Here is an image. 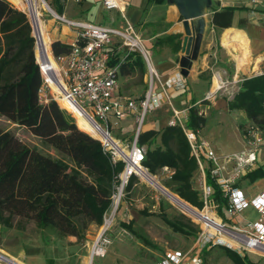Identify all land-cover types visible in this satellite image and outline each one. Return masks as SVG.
I'll return each mask as SVG.
<instances>
[{
    "label": "trees",
    "instance_id": "16d2710c",
    "mask_svg": "<svg viewBox=\"0 0 264 264\" xmlns=\"http://www.w3.org/2000/svg\"><path fill=\"white\" fill-rule=\"evenodd\" d=\"M60 2L54 0L57 13L63 15L64 5ZM235 10L227 7L214 12V25L231 27ZM240 25L243 27L244 22ZM156 45L170 46L177 53L181 47L180 35L162 38ZM52 52L55 57L68 55L70 46L57 41L52 44ZM113 57L109 64L119 65L120 75L127 76L136 70L142 77L145 75V63L139 53H128L123 60ZM42 86L29 20L8 0H0V117L27 129L44 147L60 156L30 148L0 127V227H9L15 218H20L35 222L44 233L80 240L91 225L102 226L105 215L111 210L114 186L123 162H112L97 140L103 138L99 128L91 122L83 117L75 121L56 101L41 102ZM229 107L243 111L264 137V75L244 79ZM206 123L199 108L194 106L189 110L187 127L190 130H203ZM239 127L242 130V125ZM243 136L246 137V133ZM158 139L159 145L152 148ZM138 144L148 146L144 166L149 172L155 174L164 167L172 169L173 175L167 179L165 187L184 202L203 209L201 193L193 184L199 166L182 128L168 126L163 130L142 131ZM241 179L249 184L264 179V165L256 164ZM206 180L213 190L218 214L228 220L225 212L228 198L209 171ZM138 184V178L132 177L124 198H128ZM160 207L165 210L163 204ZM160 215L174 232L196 238L197 226L186 223L183 215L171 217L163 212ZM134 224L132 220L123 226L135 234ZM220 248L234 264H254L247 261V256L242 257L227 247ZM210 249H204L203 253Z\"/></svg>",
    "mask_w": 264,
    "mask_h": 264
},
{
    "label": "built area",
    "instance_id": "2783aa9c",
    "mask_svg": "<svg viewBox=\"0 0 264 264\" xmlns=\"http://www.w3.org/2000/svg\"><path fill=\"white\" fill-rule=\"evenodd\" d=\"M74 1L80 4L82 0ZM250 2L252 5L259 3L258 0ZM103 4L106 10H116L121 14H124L129 6V3L123 0H103ZM48 11L67 25L77 28L78 32L75 40L69 45L70 53L55 57L34 14L29 9L28 13L23 11L32 28L36 62L43 79V86L39 91L41 102L48 103L53 100L59 103L58 100L62 99L75 105L92 124L102 128L104 137L97 140L101 142L104 152L111 156L112 162H123V169L114 186L111 210L104 217L100 226L101 233L91 251L90 262H93L97 257H104L111 245L109 233L131 178L136 177L140 181L151 176L144 166L148 146L138 144V136L143 130L147 115L161 108L165 102L171 104L169 92L185 91L187 85L182 74L177 72L163 84V92H154L158 73L154 68L151 52L145 47L142 36L126 18L124 27L114 28L69 20L51 7ZM115 39H119L129 53H139L145 61L149 82L148 90L142 98H128L119 94V65L110 66L111 56L106 51ZM226 86V82L221 81L217 90L207 94L204 101L215 100L217 94ZM235 95L236 93L229 94L228 99L233 100ZM173 113L168 126L182 128L197 160L198 170L203 175L201 199L204 207L198 210L187 203L195 215L185 214L199 227L193 247L187 252L174 251L157 264H203V250L220 246L239 254L256 253L264 256V191L251 198L236 186L247 170L259 162V153L264 149L262 133L256 126L250 125L246 133V149L220 156L201 138V130L194 132L187 127V116L184 112L174 109ZM127 119L136 122L137 132L131 144L124 146L113 137L112 122L114 120L116 124ZM207 171L228 198L225 210L228 219L233 220L249 208L255 209L260 218L248 222L244 229L231 226L219 218L212 198L213 190L207 184ZM173 172L169 167H164L161 171L166 179L170 178ZM0 264L20 262L0 250Z\"/></svg>",
    "mask_w": 264,
    "mask_h": 264
},
{
    "label": "crops",
    "instance_id": "0c3cea01",
    "mask_svg": "<svg viewBox=\"0 0 264 264\" xmlns=\"http://www.w3.org/2000/svg\"><path fill=\"white\" fill-rule=\"evenodd\" d=\"M60 1L64 5L62 14L69 20L121 28L125 26L124 19L126 18L142 36L144 45L148 50L153 43L167 36L180 35L181 43L184 37L183 19L172 0H123L129 3L124 14L116 10H106L103 0H82L80 4H77L74 0ZM209 1L210 4L204 16L206 27L199 58L193 62L188 76L184 77L187 89L185 91L171 90L169 92L171 104L165 102L161 108L150 112L142 131L163 130L168 127V121L173 117L174 109L184 112L188 120L189 110L196 106L207 119L205 128L201 130V138L209 143L210 148L217 155L222 156L246 149V138L237 123L239 117L246 119V115L243 111L230 109L228 96L239 91L244 79L264 75V0H258L257 5H252L250 0ZM227 7L236 8L232 26L229 28L217 27L213 23L214 12ZM67 13H69V17L66 16ZM242 21L244 22L243 27L240 25ZM44 27L46 40L51 49L52 44L57 41L70 45L75 40L78 32L77 28L69 25L54 26L56 35L53 37L48 30L47 23H44ZM158 48L161 51L155 54L157 57L155 61L152 58V62L158 73V79L154 84V92L161 93L163 92V84L181 71L180 60L182 54L181 47L177 53L167 45ZM106 51L109 52L111 59L116 56L120 60H123L125 55L129 53L119 39H115L106 48ZM135 74H138L141 79L144 78L146 90L141 94L135 88L129 89L127 93L124 92L123 78H131ZM221 81L226 82L225 89L217 94L215 100L204 101L207 94L217 90V86ZM148 82L147 67L143 77L138 70L127 76H122L119 73V94L128 98H142L148 90ZM58 101L60 107L71 113L73 112L72 104L67 101L61 103L60 99ZM76 110L84 119H87L78 108ZM210 113L214 115L211 121L216 126L222 125L225 122L224 118L228 120L229 127L236 131V141L237 144L242 145L241 149L233 151V153H226V147L230 141L224 139L221 132L216 134L205 132L210 120ZM128 120L131 119L125 121ZM131 121L136 124L134 120ZM157 142L159 144L160 139ZM161 174L163 175V173ZM263 187L264 179H261L252 184L250 188L243 189V191L248 197L252 198L263 192Z\"/></svg>",
    "mask_w": 264,
    "mask_h": 264
},
{
    "label": "rangeland",
    "instance_id": "374dc122",
    "mask_svg": "<svg viewBox=\"0 0 264 264\" xmlns=\"http://www.w3.org/2000/svg\"><path fill=\"white\" fill-rule=\"evenodd\" d=\"M45 1L49 7L57 11V5L54 4L53 0ZM10 3L18 10L28 13V8L17 6L12 2ZM36 16L35 18L37 20L40 19L42 22L47 23L48 30L53 37L56 35L54 26L62 27L63 25H67L53 16L41 4H39V12ZM66 16L69 17V13ZM158 47L156 43L150 46L149 50L153 61L157 57L155 54L161 51ZM123 79V89L126 93L132 88L138 89L137 92L140 94L146 90L144 78L141 79L138 74H135L131 78ZM58 105L60 106L59 103ZM72 107V113L62 107L60 108L71 114L75 121L76 119H80V117L82 118V115L76 110L77 107L73 104ZM209 116L210 120L205 132L213 134L221 132L223 138L230 141L226 147V153H233V151L241 149L242 145L237 144L236 141V131L229 127L230 123L228 120L224 118L225 122L220 126H216L211 121L214 115L210 113ZM237 123L238 125H242V133H247V129L252 125L250 121L241 117L238 118ZM0 127L14 134L30 148H38L43 153L50 154L53 157H60L53 149L44 147L40 139L27 129L3 117H0ZM112 132L113 137L124 146L130 145L136 136L137 125L131 120L120 121L114 124L113 120ZM158 145V142H156L151 147L156 148ZM256 164L264 165V149L260 151L259 162ZM150 174L160 184L154 183L152 185L148 180H140L138 186L127 196L128 198L125 197L122 199L116 211L114 225L109 233L111 245L104 257H97L93 262H90L93 245L101 233L100 226L91 225L85 237L79 240L75 237H57L47 232L44 233L35 222L20 218H15L9 227L4 225L0 227V250L23 264H157L162 258L167 257L174 251L187 252L194 245V236L174 232L164 222L160 214L163 212L171 217H180V215H183L186 218V223L191 222L197 228L199 227L197 223H194L178 207V205L182 207L178 196L171 193L169 189H164V184L167 181L166 177L160 172ZM193 184L201 193L203 175L200 171L195 173ZM237 184L241 189L250 188L252 185L244 179H239ZM159 190L162 192L169 191L171 195L167 197ZM162 204L165 209L164 211L160 209ZM218 217L224 219L231 226L235 225L244 229L248 222L258 220L260 215L255 209L249 208L233 220H227L225 219L226 216L224 218L219 214ZM132 220L135 221V224L132 226L136 232L135 234L123 226L124 224H129ZM144 239L148 240V243ZM202 254L203 264H234L220 247H213L208 253ZM240 255L242 257L247 256V261L250 260L254 264H264L263 255L256 253Z\"/></svg>",
    "mask_w": 264,
    "mask_h": 264
},
{
    "label": "water",
    "instance_id": "95a60500",
    "mask_svg": "<svg viewBox=\"0 0 264 264\" xmlns=\"http://www.w3.org/2000/svg\"><path fill=\"white\" fill-rule=\"evenodd\" d=\"M182 17L184 37L181 43L180 73L187 77L193 62L199 58L200 47L205 33V12L209 0H172ZM92 137V136H91ZM96 139V138H95ZM165 190H168L164 187Z\"/></svg>",
    "mask_w": 264,
    "mask_h": 264
},
{
    "label": "bare ground",
    "instance_id": "6f19581e",
    "mask_svg": "<svg viewBox=\"0 0 264 264\" xmlns=\"http://www.w3.org/2000/svg\"><path fill=\"white\" fill-rule=\"evenodd\" d=\"M10 2H12L13 4L17 5V6H20V7H23V8H28L29 10H31V12L34 14L35 17L36 14L39 12V4H41V6H44L47 10H50V7L48 6V4L46 3L45 0H9ZM65 17V16H64ZM66 18V17H65ZM36 19V18H35ZM37 20V19H36ZM39 22V25L42 29V31L45 33V27H44V23L39 19L37 20ZM52 60V59H51ZM53 61V60H52ZM217 81V80H216ZM216 85H217V82H216ZM219 85V84H218ZM218 87V86H217ZM55 89V87H54ZM61 103H65L66 100H62L60 99ZM79 109V108H78ZM80 110V109H79ZM81 111V110H80ZM82 112V111H81ZM83 113V112H82ZM84 114V113H83ZM85 116V115H84ZM86 117V116H85ZM88 119V118H87ZM92 124V123H91ZM94 125V124H93ZM95 127H97L96 125H94ZM99 128L102 136L104 137V132L102 130V128L100 127H97ZM152 185L154 183H158L160 184L158 181H156L154 179V177L150 176L148 178H146ZM160 191V190H159ZM161 192V191H160ZM162 194H164L165 196L169 197L171 195L170 192H161ZM179 198V197H178ZM180 199V198H179ZM183 203H184V206L181 207L180 205H178V207L186 214H192V215H195L194 212H192V209L190 208V206L184 202L182 199H180ZM20 262V261H18ZM20 264H23L20 262Z\"/></svg>",
    "mask_w": 264,
    "mask_h": 264
}]
</instances>
